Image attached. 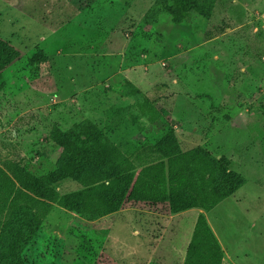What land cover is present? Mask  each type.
I'll list each match as a JSON object with an SVG mask.
<instances>
[{"label":"rangeland","instance_id":"obj_1","mask_svg":"<svg viewBox=\"0 0 264 264\" xmlns=\"http://www.w3.org/2000/svg\"><path fill=\"white\" fill-rule=\"evenodd\" d=\"M198 1L204 14L176 24L171 0H0V40L19 52L0 72V264H184L200 216L222 264H264V0ZM86 120L124 173L159 159L148 146L174 128L180 153L166 150L194 170L198 150L227 156L242 185L172 222L132 205L111 222L79 213L48 193L80 180L41 179L60 170L56 131ZM124 128L141 132L118 141Z\"/></svg>","mask_w":264,"mask_h":264},{"label":"trees","instance_id":"obj_2","mask_svg":"<svg viewBox=\"0 0 264 264\" xmlns=\"http://www.w3.org/2000/svg\"><path fill=\"white\" fill-rule=\"evenodd\" d=\"M201 6L198 0H171V19L180 24L190 20L193 15L202 16L204 11ZM18 55L19 52L13 46L0 40V72ZM139 106L143 112L151 107L148 101H140ZM56 133L60 135L64 147L58 176H45L41 179L42 185L41 182L36 185L44 187L68 174L74 176L84 184L83 188L61 196L60 199L58 193L51 189L48 197L53 201L59 200L61 204L79 213L91 212L104 216L138 202L166 214L179 213L194 206L207 209L217 200L235 193L243 182L241 173L234 171L230 159L223 155L215 157L209 152L198 150L191 159L197 167L195 170L190 169L186 163L188 160L176 156L180 153L177 150L180 146L176 143L178 136L174 128L167 129L154 147L150 144L148 146L150 151H163L159 153L160 158L142 167L138 173L132 168L134 173L128 174L121 171L123 161H117L121 156L119 148L109 133L104 132L93 121L86 120L73 128L59 129ZM172 141L176 143L177 153L164 147L165 144L170 146ZM104 161L109 164L107 169H102ZM81 169L85 171L81 172ZM113 169L114 172L110 171ZM189 171L200 178L197 185L193 182L188 184ZM40 194L45 196L43 192ZM160 204L164 208H160ZM204 220L203 216L198 218L184 264H222V248ZM37 230L38 226L30 228L34 233ZM32 239L33 237H29L24 242L27 244Z\"/></svg>","mask_w":264,"mask_h":264},{"label":"crops","instance_id":"obj_3","mask_svg":"<svg viewBox=\"0 0 264 264\" xmlns=\"http://www.w3.org/2000/svg\"><path fill=\"white\" fill-rule=\"evenodd\" d=\"M159 121H161V120H159ZM155 122H157V121H155ZM155 122H152V123H154L155 124ZM133 130V131H132ZM132 130H125V128L122 130H120V131H122V135H119V136H117L116 135V137H115V139H117L118 141L121 139V137H123V139L125 138V140H126V137L128 136V135H130V136H133L134 135V133H136V134H138L139 132H141V131H139V130H137V129H132ZM146 132V131H145ZM143 133L142 135H146L147 137H149L146 133ZM136 136H138V135H136ZM139 137V136H138ZM134 138V137H133ZM133 147V146H132ZM138 150H140L139 148H138ZM132 152V151H131ZM143 204L144 203H142V202H138L137 204H131L132 206H136V208L138 209V210H140L139 212H137V209L136 208H134V209H136V212H135V215H138V216H140V219H143V221L142 222H144V220L145 219H149V217H153V216H156V215H161L160 213H155L154 211H156L155 209H153V208H150V207H146V206H143ZM131 205H128V206H125L124 208H121V209H119V210H117V211H115V212H112V213H110V214H107V215H104L103 216V221L104 220H110V221H108V222H111L112 221V219H116L115 217H120V213L123 211V210H126L127 208H130V209H132V207H130ZM141 207L142 208H144V209H141ZM156 207V206H155ZM193 209H195L196 211H199L200 209L199 208H196L195 206H194V208H191V209H188V210H185V211H182V212H179V213H175V214H169V215H166V218L168 217L169 218V220H170V222H172L174 219H175V216L176 215H181V214H185L186 212H188V211H190V210H193ZM142 212V213H141ZM156 212H159V211H156ZM148 214V215H147ZM156 214V215H155ZM199 216V215H198ZM117 217V218H118ZM145 225V224H144ZM149 226H152V225H150V224H148ZM149 232H151L150 230H149Z\"/></svg>","mask_w":264,"mask_h":264}]
</instances>
